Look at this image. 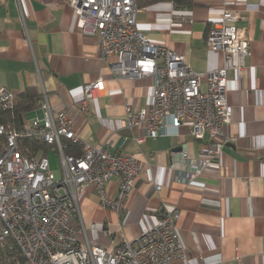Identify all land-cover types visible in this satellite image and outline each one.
Masks as SVG:
<instances>
[{"label": "crops", "instance_id": "obj_1", "mask_svg": "<svg viewBox=\"0 0 264 264\" xmlns=\"http://www.w3.org/2000/svg\"><path fill=\"white\" fill-rule=\"evenodd\" d=\"M138 8V29L183 53L196 71L222 64V53L207 47L206 34L211 18L224 9L239 13L237 25L249 39L247 67L228 72L233 115L218 138L220 155L198 180L185 185L169 168L173 162L183 165V143L191 157L199 158L202 141L193 139L187 126L177 129L167 118L161 135L140 144L135 137L143 132L122 126L127 106L148 107L153 77H114L109 69L114 58H99L96 37L81 33L65 0H0V86L15 94L44 90L53 111L74 113L83 141L134 153L143 161L120 213L103 207L94 188L80 195L92 243L112 249L135 238L154 225L162 202L177 207V230L189 253L187 260L168 264H264V0H139ZM97 78L103 89L95 91L87 109L81 107L82 85ZM41 114L39 105L26 113V121ZM75 145L74 155L81 152ZM106 189L114 196L117 180L112 178Z\"/></svg>", "mask_w": 264, "mask_h": 264}, {"label": "built area", "instance_id": "obj_2", "mask_svg": "<svg viewBox=\"0 0 264 264\" xmlns=\"http://www.w3.org/2000/svg\"><path fill=\"white\" fill-rule=\"evenodd\" d=\"M76 15L83 34L96 37L98 56L109 63L114 77H153L148 107H126L121 121L128 129H139L145 137L162 134L165 120L177 129L187 126L193 139L202 141L199 158L191 157L188 145H180L178 167L185 185L198 180L218 159V140L231 122L233 106L227 98L228 72L247 67L251 56L249 39L237 25L239 13L224 9L210 20L206 45L222 53L216 69L194 70L185 55L146 37L137 27L139 0H65ZM97 78L82 85L81 107L87 109L96 90ZM41 115L19 127L0 122V264H168L187 260L189 253L176 226L178 209L160 204L152 227L135 238L122 240L112 249L90 241L80 213L79 197L96 189L100 204L120 213L131 197L143 171V161L134 153L110 151L102 144L83 141L74 128V113L53 111L46 92H40ZM15 93L0 86V112L13 113ZM30 139L54 146L60 169L52 171L44 152L22 148ZM122 140L121 144L123 143ZM67 142L80 144L78 155L67 153ZM120 144V145H121ZM117 180L111 196L106 184ZM160 184H156L159 190ZM94 226V223L91 224Z\"/></svg>", "mask_w": 264, "mask_h": 264}, {"label": "trees", "instance_id": "obj_3", "mask_svg": "<svg viewBox=\"0 0 264 264\" xmlns=\"http://www.w3.org/2000/svg\"><path fill=\"white\" fill-rule=\"evenodd\" d=\"M15 95L16 99L13 113L7 111L0 112V122L12 127H19L26 121V113L39 106L40 93L30 88ZM21 144L24 149L28 148L31 151L39 150L43 152L48 146L42 142H36L30 139H23ZM77 148L75 144L67 142L65 151L73 154ZM78 154L76 153V155Z\"/></svg>", "mask_w": 264, "mask_h": 264}, {"label": "rangeland", "instance_id": "obj_4", "mask_svg": "<svg viewBox=\"0 0 264 264\" xmlns=\"http://www.w3.org/2000/svg\"><path fill=\"white\" fill-rule=\"evenodd\" d=\"M30 117V115H28ZM48 153L45 152V155L47 156L49 160L50 169L52 171H58L60 169V162L58 158V152L56 151L54 146H47Z\"/></svg>", "mask_w": 264, "mask_h": 264}]
</instances>
